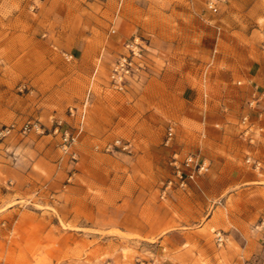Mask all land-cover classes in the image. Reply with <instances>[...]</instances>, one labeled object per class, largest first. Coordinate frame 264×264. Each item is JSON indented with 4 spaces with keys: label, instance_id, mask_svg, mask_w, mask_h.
I'll return each instance as SVG.
<instances>
[{
    "label": "rangeland",
    "instance_id": "374dc122",
    "mask_svg": "<svg viewBox=\"0 0 264 264\" xmlns=\"http://www.w3.org/2000/svg\"><path fill=\"white\" fill-rule=\"evenodd\" d=\"M128 43L141 66L118 87ZM179 55L204 70L152 71ZM249 82L264 0H0V264H264ZM189 153L199 186L176 173Z\"/></svg>",
    "mask_w": 264,
    "mask_h": 264
},
{
    "label": "crops",
    "instance_id": "0c3cea01",
    "mask_svg": "<svg viewBox=\"0 0 264 264\" xmlns=\"http://www.w3.org/2000/svg\"><path fill=\"white\" fill-rule=\"evenodd\" d=\"M164 64H161L158 66V63L155 61L153 62V69L152 71H203L204 67L206 65L205 59H192V58H187V57H182L181 55L179 56H175L174 58H167L163 61ZM212 65V62L210 63V66ZM214 71V69L212 70ZM217 71H221V70H217ZM247 97H246V104H245V108L244 111L249 113L250 118L252 119L253 124L255 125H261L259 126V128L263 131L264 130V88L261 87L259 84H256L255 86L250 84L247 85ZM232 91L234 90L235 92L237 91L236 95L239 96L238 92L239 90L236 89L235 87H233L231 89ZM237 96V99H229L226 98V100H235V102L239 103V99L240 97ZM254 97H255V105L253 104H249L250 101H254ZM238 100V101H237ZM226 102V101H225ZM231 104L230 101H227L226 105ZM226 108H228L229 106H225ZM207 111H204L203 114L200 116L199 118V122L203 120L204 124H209V125H219V123L217 122H211L209 123L208 121V115H207ZM253 117H257L256 119H254ZM260 131L261 133H264ZM259 132V134H260ZM257 136V135H256ZM259 138V137H258ZM191 172V170L187 167H185L184 169V173L186 175H188ZM206 172H202V173H195L193 178H187L188 183L190 185H196L199 186L202 183V179L204 177ZM260 228L263 229L264 231V222L260 225ZM1 264H10L7 261L2 262Z\"/></svg>",
    "mask_w": 264,
    "mask_h": 264
},
{
    "label": "built area",
    "instance_id": "2783aa9c",
    "mask_svg": "<svg viewBox=\"0 0 264 264\" xmlns=\"http://www.w3.org/2000/svg\"><path fill=\"white\" fill-rule=\"evenodd\" d=\"M208 7L210 9L217 10V6L214 1H210L208 3ZM127 46L129 47V53L121 56L112 74L113 81L115 85L118 87L123 86L125 77L127 76V74L130 73V71L138 70L139 67L141 66V64H138V66L136 67V61H135V58L141 55V53L137 50L138 46L135 43H128ZM247 118L248 116L244 117V120H247ZM10 131H11L10 127L7 126L5 128L0 127V138L6 136L8 133H10ZM174 132H175L174 126L170 125L168 127L167 142H169V140L172 139ZM248 161L249 162L251 161L256 169H261L263 166L260 160L253 159L251 156L248 157ZM174 163L177 169L176 170L177 176H179V178L181 179L180 182L181 185H186L187 178H193L195 173L206 172L209 169V166L206 163V161L203 158H201L200 155L195 153H189L182 161L183 167H187L191 170V172L188 175L183 173V169L181 165L177 164L178 159H176ZM171 183L172 180L169 181V185ZM215 237L219 245H222L225 242V236L221 231H216ZM245 264H256V263L253 261H247Z\"/></svg>",
    "mask_w": 264,
    "mask_h": 264
}]
</instances>
